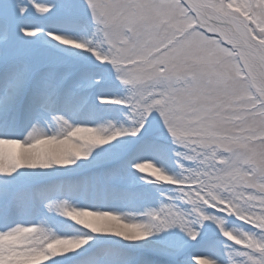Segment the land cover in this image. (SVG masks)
<instances>
[{
  "label": "snow or ice",
  "instance_id": "1",
  "mask_svg": "<svg viewBox=\"0 0 264 264\" xmlns=\"http://www.w3.org/2000/svg\"><path fill=\"white\" fill-rule=\"evenodd\" d=\"M0 264H264V0H0Z\"/></svg>",
  "mask_w": 264,
  "mask_h": 264
}]
</instances>
